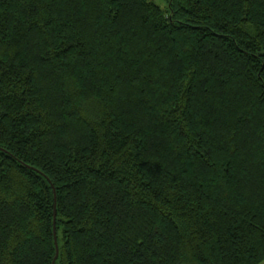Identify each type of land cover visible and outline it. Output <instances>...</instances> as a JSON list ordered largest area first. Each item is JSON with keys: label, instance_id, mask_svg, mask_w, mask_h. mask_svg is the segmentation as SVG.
Masks as SVG:
<instances>
[{"label": "trees", "instance_id": "1", "mask_svg": "<svg viewBox=\"0 0 264 264\" xmlns=\"http://www.w3.org/2000/svg\"><path fill=\"white\" fill-rule=\"evenodd\" d=\"M162 1L0 0V264L264 262V0Z\"/></svg>", "mask_w": 264, "mask_h": 264}, {"label": "water", "instance_id": "2", "mask_svg": "<svg viewBox=\"0 0 264 264\" xmlns=\"http://www.w3.org/2000/svg\"><path fill=\"white\" fill-rule=\"evenodd\" d=\"M53 233H54V241H55V247H56L55 257H54V259H53V262H54V260H55V258H56V256H57V250H58V248H57V241H56V238H55L54 227H53ZM53 262H52V264H53Z\"/></svg>", "mask_w": 264, "mask_h": 264}, {"label": "rangeland", "instance_id": "3", "mask_svg": "<svg viewBox=\"0 0 264 264\" xmlns=\"http://www.w3.org/2000/svg\"><path fill=\"white\" fill-rule=\"evenodd\" d=\"M156 3L161 5V2H163L162 0H154ZM164 4V3H163ZM261 264H264V262H262Z\"/></svg>", "mask_w": 264, "mask_h": 264}]
</instances>
